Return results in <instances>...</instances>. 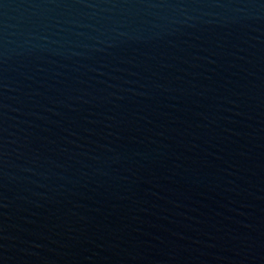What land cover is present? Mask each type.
Returning <instances> with one entry per match:
<instances>
[{
	"label": "water",
	"instance_id": "water-1",
	"mask_svg": "<svg viewBox=\"0 0 264 264\" xmlns=\"http://www.w3.org/2000/svg\"><path fill=\"white\" fill-rule=\"evenodd\" d=\"M0 264H264V0H0Z\"/></svg>",
	"mask_w": 264,
	"mask_h": 264
}]
</instances>
